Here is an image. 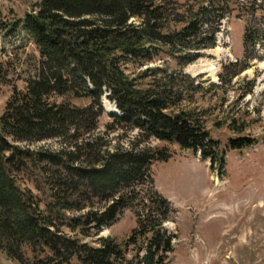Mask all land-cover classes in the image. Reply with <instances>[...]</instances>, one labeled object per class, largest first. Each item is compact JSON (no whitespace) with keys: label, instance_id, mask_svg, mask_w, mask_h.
<instances>
[{"label":"trees","instance_id":"obj_1","mask_svg":"<svg viewBox=\"0 0 264 264\" xmlns=\"http://www.w3.org/2000/svg\"><path fill=\"white\" fill-rule=\"evenodd\" d=\"M231 18L245 21V51L258 46L256 38L264 40V0H38L36 13L21 24L39 62L0 115V251L9 260L132 264L134 257L135 264H168L176 236L164 224L175 210L154 189L151 165L170 155L147 145L110 149L100 143L94 136L104 114L100 99L108 92L120 111L110 115L117 124L222 165L224 151L197 114L174 112L183 97L173 79L139 87L126 71L156 60L164 68H147L145 75L164 72L169 62L183 69L216 46L223 22ZM247 68L248 63L233 76ZM73 99L89 103L80 107ZM54 139L60 150L29 148ZM251 144L247 138L230 140L233 149ZM29 164L47 176L53 191L48 213L17 183ZM87 195L95 199L88 205ZM125 209L133 211L136 228L122 245L109 237H99L95 246L83 241L114 224ZM58 210L80 215L57 225L64 216ZM62 226L81 238L68 236ZM130 246L138 248L128 259Z\"/></svg>","mask_w":264,"mask_h":264},{"label":"rangeland","instance_id":"obj_2","mask_svg":"<svg viewBox=\"0 0 264 264\" xmlns=\"http://www.w3.org/2000/svg\"><path fill=\"white\" fill-rule=\"evenodd\" d=\"M37 4L38 0H0V115L13 89L23 90L37 68L38 49L21 24L25 15L36 13ZM244 27V20H225L216 46L181 70L169 62L164 72L145 75L147 68H164L162 61L156 60L140 68L130 65L126 71L139 87L153 85L157 78L173 79L174 89L183 97L174 112L184 109L197 114L224 151L222 165L211 166L174 143L157 141L128 124H117L110 115L118 116L120 111L107 98L108 92L100 99L104 114L94 133L102 139L100 143H107L110 149L127 148L129 143L147 145L170 155L168 160L151 165L154 189L175 210L164 224L176 236L168 264H264V40L256 38L258 46L245 51ZM247 63V69L233 76ZM71 103L81 107L89 101L73 99ZM238 138L250 139L252 144L233 149L230 140ZM60 146V140L54 139L29 148L57 151ZM17 178L18 185L31 190L40 209L48 213L53 191L47 176L29 164L28 171ZM86 197L83 201L87 205L95 201L90 195ZM56 213L64 215L56 219L57 225L80 215L77 211ZM135 228L133 211L125 209L114 224L83 241L95 246L99 237H109L122 245ZM62 231L81 238L78 231L72 233L63 226ZM137 248L130 246L128 259ZM0 264L18 263L0 251ZM71 264L79 263L73 259Z\"/></svg>","mask_w":264,"mask_h":264}]
</instances>
